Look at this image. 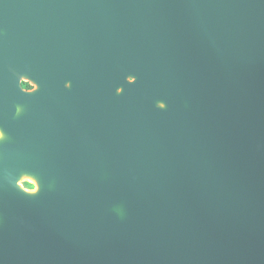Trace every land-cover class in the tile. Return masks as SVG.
Masks as SVG:
<instances>
[{
	"label": "water",
	"instance_id": "1",
	"mask_svg": "<svg viewBox=\"0 0 264 264\" xmlns=\"http://www.w3.org/2000/svg\"><path fill=\"white\" fill-rule=\"evenodd\" d=\"M0 132V264H264V0H0Z\"/></svg>",
	"mask_w": 264,
	"mask_h": 264
},
{
	"label": "flooded vegetation",
	"instance_id": "2",
	"mask_svg": "<svg viewBox=\"0 0 264 264\" xmlns=\"http://www.w3.org/2000/svg\"><path fill=\"white\" fill-rule=\"evenodd\" d=\"M22 87L24 90L26 91H32L35 89V86H33L31 83L29 82H25L22 84ZM88 109H89V113H88V121L89 123H92L93 119H95L96 114H97V106L96 105H87ZM102 116V105H100V117ZM92 126V125H91ZM35 188L33 187L32 190H34Z\"/></svg>",
	"mask_w": 264,
	"mask_h": 264
},
{
	"label": "rangeland",
	"instance_id": "3",
	"mask_svg": "<svg viewBox=\"0 0 264 264\" xmlns=\"http://www.w3.org/2000/svg\"><path fill=\"white\" fill-rule=\"evenodd\" d=\"M26 184L32 185V186L36 189V183H35V181H33V180H26V181L22 182V186H23L24 188H26L27 190H31V191H33L32 189H28V188L26 187ZM35 189H34V190H35Z\"/></svg>",
	"mask_w": 264,
	"mask_h": 264
},
{
	"label": "bare ground",
	"instance_id": "4",
	"mask_svg": "<svg viewBox=\"0 0 264 264\" xmlns=\"http://www.w3.org/2000/svg\"><path fill=\"white\" fill-rule=\"evenodd\" d=\"M26 180H31V179H29V178H27V177H24V178L22 179L23 182L26 181ZM36 190H37V186H36V189L33 190V192H35Z\"/></svg>",
	"mask_w": 264,
	"mask_h": 264
},
{
	"label": "trees",
	"instance_id": "5",
	"mask_svg": "<svg viewBox=\"0 0 264 264\" xmlns=\"http://www.w3.org/2000/svg\"><path fill=\"white\" fill-rule=\"evenodd\" d=\"M26 187H27L28 189H32V188H33V186H32V185H29V184H26Z\"/></svg>",
	"mask_w": 264,
	"mask_h": 264
},
{
	"label": "clouds",
	"instance_id": "6",
	"mask_svg": "<svg viewBox=\"0 0 264 264\" xmlns=\"http://www.w3.org/2000/svg\"><path fill=\"white\" fill-rule=\"evenodd\" d=\"M0 139H3V133L2 132H0Z\"/></svg>",
	"mask_w": 264,
	"mask_h": 264
}]
</instances>
